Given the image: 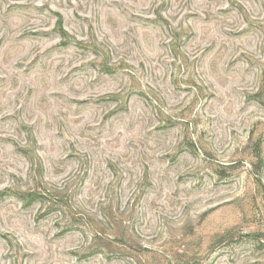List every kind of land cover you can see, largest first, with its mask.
I'll return each instance as SVG.
<instances>
[{
    "label": "clouds",
    "instance_id": "obj_1",
    "mask_svg": "<svg viewBox=\"0 0 264 264\" xmlns=\"http://www.w3.org/2000/svg\"><path fill=\"white\" fill-rule=\"evenodd\" d=\"M0 264H264V0H0Z\"/></svg>",
    "mask_w": 264,
    "mask_h": 264
}]
</instances>
